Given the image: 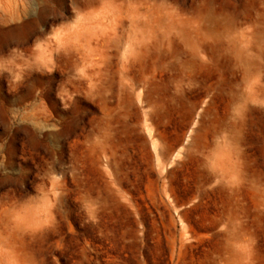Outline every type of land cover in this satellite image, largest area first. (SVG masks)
I'll return each instance as SVG.
<instances>
[{"label": "rangeland", "instance_id": "rangeland-1", "mask_svg": "<svg viewBox=\"0 0 264 264\" xmlns=\"http://www.w3.org/2000/svg\"><path fill=\"white\" fill-rule=\"evenodd\" d=\"M0 264H264V0H0Z\"/></svg>", "mask_w": 264, "mask_h": 264}, {"label": "snow or ice", "instance_id": "snow-or-ice-1", "mask_svg": "<svg viewBox=\"0 0 264 264\" xmlns=\"http://www.w3.org/2000/svg\"><path fill=\"white\" fill-rule=\"evenodd\" d=\"M229 182L230 183H233V184L238 183V176L237 175H233L231 177V180Z\"/></svg>", "mask_w": 264, "mask_h": 264}, {"label": "clouds", "instance_id": "clouds-1", "mask_svg": "<svg viewBox=\"0 0 264 264\" xmlns=\"http://www.w3.org/2000/svg\"><path fill=\"white\" fill-rule=\"evenodd\" d=\"M23 122V121H22Z\"/></svg>", "mask_w": 264, "mask_h": 264}]
</instances>
